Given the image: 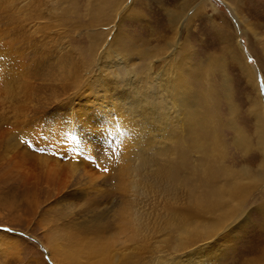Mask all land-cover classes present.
Segmentation results:
<instances>
[{"label":"bare ground","instance_id":"bare-ground-1","mask_svg":"<svg viewBox=\"0 0 264 264\" xmlns=\"http://www.w3.org/2000/svg\"><path fill=\"white\" fill-rule=\"evenodd\" d=\"M51 3L56 4L54 8L63 7V14H57ZM67 4L68 0H0V40L10 43L21 53V58L29 60L28 69L38 76L33 77V87L29 77L23 75L9 83L4 92L0 91L1 196L10 194L25 200L32 214L45 217L52 213L51 221L41 219L39 222L50 227L49 231L59 221L68 220V225L46 244L55 264H155L162 256H157L151 263L148 256L153 259L156 249L162 254L159 250L169 244L170 239L176 240L174 252L180 254L194 248L196 240L205 241V245L186 256L184 253L170 264H205L204 259L210 257L212 249L220 252L215 244L223 237L222 232H227L226 238L231 234V225L224 222H230L235 214V219L240 217L238 212L243 206L240 203L247 194L242 181L252 178L255 186L264 184V164L256 169L255 177L246 175L247 169H244L242 174L240 172L243 179L239 178L236 172L224 167L226 156L221 147L225 143L220 137L213 143L212 165L201 166L203 159L200 156L193 160L191 150L201 141L199 128L188 117L196 106L195 100L179 82L181 63L174 62L169 77H145L144 81L152 78L157 84L153 90L146 88L148 86L142 80L144 87H140L141 83L134 77L124 84L119 72L112 70V65L114 69L119 65L114 62L113 54L120 36L105 32L103 36L112 39L110 45L106 43L105 51L100 52L98 44L102 36L99 34L89 52L88 67L84 58L80 62L79 55L69 51L68 26L71 22L66 17L70 11ZM114 4L116 8L110 7L112 13L106 17L108 24L114 21L113 12L119 9L117 0ZM60 49V55L56 57L60 65L57 77H62L65 82L70 77H82L84 84L83 79L94 71L93 65L98 66V75H90L95 83L90 90L108 100L103 105L99 99L90 107L83 106L82 110L87 112L92 108L96 114L103 115L110 109L111 115L116 117L112 108L117 107L126 123L116 129V120L106 119L104 127L110 132L107 131L109 134L102 141L111 137L117 144L107 152L100 153L96 135L88 133H94L91 126L96 127L91 125L89 116L73 112L70 128L57 119L58 115L44 116L47 106L37 83L43 82L42 77L52 80L53 71L47 70L46 65ZM104 54L110 61L102 62ZM5 58L0 52V73ZM35 58L38 60L36 65L32 60ZM247 70L254 80L253 69ZM209 81L210 77L207 78ZM82 83L76 81L75 88L79 89ZM68 87L69 84L62 85V90ZM26 91L30 106L11 112L14 103ZM234 109L232 106V112ZM252 111L258 122L257 148L264 155V110L259 98ZM41 117L46 120H39ZM49 118L57 122L49 121ZM80 119L85 122L78 124ZM33 120H36L32 125L34 128L29 125ZM234 121L232 126L236 125ZM19 127L22 129H16ZM12 129L16 131L12 133ZM21 131L26 135L34 132L30 144L38 149L40 162L33 168L27 163L30 151L20 149V142L26 140L21 137L23 133L16 136ZM236 132L239 137L235 143L246 150L250 145L255 148L245 132ZM206 133L202 132V136L206 137ZM54 139L56 144L50 143ZM90 146L95 155L89 154ZM183 149L187 151L185 155ZM203 149L200 145L199 153ZM163 150L166 164H161L157 157ZM5 186L9 192L5 191ZM151 190L157 194L154 200ZM235 203L238 205L233 208ZM61 205L66 208L64 212L57 210ZM5 239L8 240V236ZM219 258V253H214L211 259L216 262Z\"/></svg>","mask_w":264,"mask_h":264},{"label":"rangeland","instance_id":"rangeland-1","mask_svg":"<svg viewBox=\"0 0 264 264\" xmlns=\"http://www.w3.org/2000/svg\"><path fill=\"white\" fill-rule=\"evenodd\" d=\"M117 1L120 4L118 12H113L114 21L108 24L106 17L112 13L110 7H115L114 0H68L65 6L70 9L66 14L67 21L71 22L68 26L70 53L73 51V55H79L80 62L84 58L89 67L88 55L97 42L98 35L102 36L98 44L100 52L105 51V44L110 45L112 40L103 36L105 32L119 35V43L117 47H114L116 53L113 54V60L114 55L116 58L114 62L116 61L119 65L115 69L112 65V70L119 72L122 83H127L130 77H134L140 83L148 76L169 77V71L174 62H180L179 82L196 103L188 115L194 122L193 125L199 128L197 132L201 141V144L197 143L196 148L191 150L193 160L200 156L203 159L200 161L201 166L212 165L213 143L216 137H220L221 142L225 143V146L221 147L226 156L224 167L236 172L241 179H243L241 174L244 169H247L246 175L255 177L256 171L264 164L263 152L257 148L258 122L252 111L257 98L262 102L264 110V0ZM50 5L54 8L56 4ZM62 8L56 6L54 9L57 14H63ZM11 46L10 43L6 44L5 41L0 40V52L6 57L0 73V91L2 92L17 77L28 76L32 87L33 77H38L28 69L29 60L21 58V53ZM60 52L61 49L50 61L51 65H48L50 62L46 65L47 70L53 71V76H50L52 80L47 81L45 77H42L43 82L37 83L42 88L40 95L45 99L47 106V111L44 112L45 118L58 115L57 119L69 125L66 128H70L73 124V120L70 119L72 113L75 111L78 115L83 113L90 117L91 125H96V127L91 126L94 133L91 131L88 133L92 136L96 135L95 142L101 147L100 153L113 149V145H117L113 138L109 137L108 141H102L105 135L109 134L104 124L106 119L110 118L116 120V129L122 124L126 125L119 108H112L116 112V117L111 115L110 109L103 115L96 114L92 108L87 112L82 110L83 106L90 107L99 99L103 105L108 100L90 90L95 84L90 75L92 73L98 75V66L93 65L94 71L91 70L88 77L83 79L84 84L82 77H70L65 82L62 77H57L60 65L56 57L60 55ZM32 60L35 65L38 63L36 58ZM108 61L110 57L107 58L104 54L102 62ZM248 68L253 69L254 80L250 78ZM208 77H210L209 83ZM79 80L83 85L77 89L74 83ZM254 82L258 91L253 85ZM66 84H69V87L63 91L62 85ZM144 84L151 90L157 86L152 78L144 81ZM139 86L144 87L142 83ZM21 92L24 91L21 90ZM27 99L26 91L20 95V99L14 103L10 111L16 113L30 106L31 101ZM232 106L235 107L233 112ZM42 119L44 118L41 117L39 120ZM75 120L77 121V118ZM232 120H235V126H232ZM35 121L29 122V125L33 127ZM80 122L85 120L80 119L78 124ZM236 130L245 132L255 148L253 149L250 145L246 150L244 146L235 143V139L239 137ZM12 131L14 133L16 130L12 129ZM204 131L207 132L206 137L202 136ZM32 133L26 135L25 131H21L17 132L16 136L22 134L21 137H25L26 140L23 143L20 142V149L30 151L27 163L33 168L40 162V158L37 156L38 149L30 144L33 138ZM56 142V139L50 141L52 144ZM103 144L106 146L103 147ZM200 145L204 146L201 153H199ZM89 150V154H96L91 146ZM183 152L184 155L187 153L184 149ZM157 157L161 164H166L164 150L160 151ZM185 159L187 161V158ZM182 160L184 162V158ZM248 179L241 183L247 194L240 203L243 205L238 212L240 217L235 219V214L230 222H224L231 225V234L226 238L227 232H222L223 237L220 240L217 238L218 241L215 244L219 246L220 252H214L212 249L210 257L204 259L205 264H264V184L255 186L256 184L251 181L252 178ZM216 182L220 183L218 180ZM251 186L254 188H249ZM5 191L9 192L7 186ZM151 191L154 200L157 194L155 190ZM237 205V203L233 204V208ZM65 209L63 205L57 207V210L61 212ZM39 211L41 210L38 209L37 212ZM235 213H237L236 210ZM52 218V213L45 217L36 213L32 214L25 200L13 198L10 194L2 197L0 193V264H55L48 253L46 244L54 239V235L59 234L63 226L68 225V220L59 221L51 231L47 230L50 227L39 223L41 219ZM215 233L220 232L215 231ZM5 236L9 239L6 240ZM170 240L169 244L159 250L163 252L162 254L156 249L153 259L148 256L150 263L157 256H162L159 261H155V264H170L184 253L186 256L200 245H205L204 240H196L193 244L194 248L191 247L180 254L181 252H174L176 240ZM214 253H219V261H212Z\"/></svg>","mask_w":264,"mask_h":264}]
</instances>
